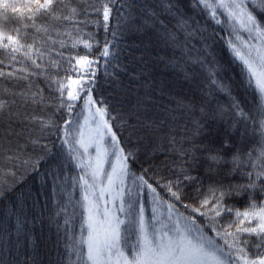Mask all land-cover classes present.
I'll return each mask as SVG.
<instances>
[{
    "label": "snow or ice",
    "instance_id": "snow-or-ice-1",
    "mask_svg": "<svg viewBox=\"0 0 264 264\" xmlns=\"http://www.w3.org/2000/svg\"><path fill=\"white\" fill-rule=\"evenodd\" d=\"M0 264H264V0H0Z\"/></svg>",
    "mask_w": 264,
    "mask_h": 264
}]
</instances>
